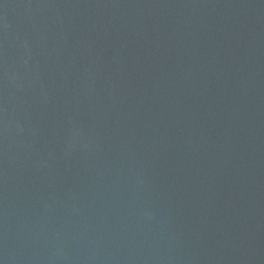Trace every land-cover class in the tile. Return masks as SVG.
Here are the masks:
<instances>
[{"label": "water", "instance_id": "water-1", "mask_svg": "<svg viewBox=\"0 0 264 264\" xmlns=\"http://www.w3.org/2000/svg\"><path fill=\"white\" fill-rule=\"evenodd\" d=\"M0 264H264V0H0Z\"/></svg>", "mask_w": 264, "mask_h": 264}]
</instances>
